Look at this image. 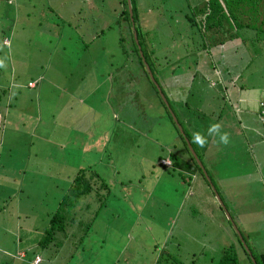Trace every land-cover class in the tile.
<instances>
[{
  "label": "rangeland",
  "instance_id": "374dc122",
  "mask_svg": "<svg viewBox=\"0 0 264 264\" xmlns=\"http://www.w3.org/2000/svg\"><path fill=\"white\" fill-rule=\"evenodd\" d=\"M81 1L18 0L21 3L19 6L17 0H0V58L3 59L0 66L4 70L2 73L5 72L4 75L15 74V71L11 70L13 68L11 57L13 47L15 49L14 62L20 77L18 81L23 83L21 85L16 81L14 82L13 76L8 77L3 83L4 87L8 89V93L4 99L7 110L0 109V124L4 114H6L4 117L6 128L0 129V264L20 263V260L25 258L23 256L22 259H19V252H22L21 255L23 253L24 255L28 254L29 257L35 251L41 252L37 241L44 229L49 226L50 218L57 210L60 195L68 190L72 182L71 177L80 169L79 167L87 166V163H92L94 169L106 181L110 182L108 175L112 173L113 168L115 172H119L117 175H121H119L117 183L128 175L136 185H129V188L133 189L128 195L124 192H118L117 194L120 196L117 197L114 195L110 197L105 191H101L100 197L103 198L102 203L105 207L95 221L92 235L85 242V244H89L88 247L86 249L80 247L81 244L75 246L76 240L72 235L67 240L62 238L60 252L56 254L54 260L51 258L47 264H153L154 261L155 264H175L171 255L185 264H190L193 260L196 264H216L230 245L237 242L240 244L239 238L241 241L244 240L245 248L247 246L257 255L260 249L254 247L252 239L249 238L248 234H245L246 227L238 223L236 225L231 218L230 214L233 215L234 210L230 203H227L230 210H226L224 213L218 208L209 210L213 213L212 217L198 205L192 210H185V213L181 212V217L186 214V216L196 219L188 221L186 218L182 222V229L188 231L191 236L186 237L183 232H181L182 236L179 235L178 225L176 229L178 233L173 238L177 241L176 243H169V247L166 242L162 243L164 238L162 229L154 228L155 232H150L148 226L152 225L151 213L154 212L155 206L150 208L149 204H154L153 200L155 199L150 198V195H146L144 192L140 193V188L143 187L148 192L152 190L156 197L155 204L158 199L165 197L176 207L179 202L178 196L184 197V193L181 191L188 190V183H186L188 179H182L177 170H172L171 173L163 170L164 173H160V170L164 169L161 165L158 166L156 172H151L153 170L152 164L158 165L157 160L160 156L167 157L171 149L176 150L174 145H179V141L174 139L175 134L178 135L175 124L179 131H182L179 127L180 124L176 122L174 124L165 112L166 103L164 100L162 103L160 93L158 95L154 90L150 82L153 80L140 77L137 73L139 66L127 64L125 67L124 65L126 52L123 49V44L126 47L131 45L132 40L128 33L129 25H132V29H134L133 13L130 9V20L126 19V23H122L123 28L127 27L126 34L118 25L107 30L104 27L107 35L100 34L96 39L98 41H94L89 47L91 55L96 54L95 57L98 59L101 58L99 53L102 48H110L111 53L114 54L113 57L119 61L116 63L119 64L116 67L122 70V75L125 74L126 76V81L124 79L121 81L120 78V82L115 80L118 82L116 83L110 77V79H106V82L109 80L110 84L104 82L106 89L110 87L114 89L111 104L115 110L109 113L111 116L109 115L107 119L110 122V126L106 128L109 146L107 145L102 152L97 154L93 150H83L82 139L75 140L73 135L78 138L81 127L70 118L67 98L62 97L63 94L55 88L54 83H50L46 77V79L43 77V81L37 89L26 87L36 85V82H28V80L38 78L39 73L43 74L42 64L58 62L62 73L65 72L66 66L72 65V62H65V66L61 59L69 53L68 49L65 51L61 47L64 43L62 44L61 38L57 37V32H61L63 29V24L67 25L68 23L66 31L75 36L72 37V40L66 39L65 43L70 44V46L78 43V47L81 48L83 43L91 44V34L99 31V24L103 27V21L108 20V17H111L112 21L118 19L120 11L124 9L122 0H106L104 6L95 4V9L89 6L91 0H84L83 2L90 1L87 4L90 9L87 8V13L83 11L81 16L77 13L73 18V23L70 24L71 19L61 18L55 11H62L65 15L70 16L69 11L71 15L74 14L73 6L77 3L79 7ZM126 1L129 8V2ZM206 1L133 0L135 16L138 15V22H140V24L137 22V26L142 33L144 32L145 36L143 50H149L152 53V60L149 61V64L152 69L154 68L155 80L165 92L172 107L174 104L172 95L176 101H182L187 94L184 88L190 85L189 79L191 78L188 77L189 71L187 73V70L190 67L189 63L194 65L195 55L188 57L186 54L189 53L191 46H200L202 42V36L197 33V28L193 27L186 17L194 13L192 7L203 6ZM51 4L54 6L55 12L48 9L52 7ZM47 13H49V17ZM51 13L55 15V19H52L54 15ZM84 15H88V19L83 18ZM92 16L96 19H93L95 22H92ZM54 22L56 24H52ZM57 24L60 25L57 26ZM79 25H88V27L83 28V30L81 28L74 30ZM15 32L14 42L11 44L12 46H8L11 42L10 36L11 34L14 36ZM120 35L124 39V43L119 40ZM132 35L134 36V31H132ZM261 37L263 39L264 34H261ZM187 42L188 45L184 46L183 44ZM234 43L236 42L227 41L222 46L218 45L211 49L212 61L217 65V68H213L214 77L210 84L213 85L216 77L220 74L236 76L240 70H245V80H241V83H245V87H248L246 90L262 92L264 89L263 49H260L258 53L254 52L256 47L253 45L252 48L246 46L244 49L241 47L236 50ZM261 44L263 47V43ZM53 56L55 61L52 60ZM247 59H253V63L242 68L243 62ZM82 60L81 55V62ZM206 61V58H203L200 62L202 67ZM144 65L148 70L149 66L147 67L145 61ZM226 68L229 70L226 71ZM84 69L79 67V72H82L83 76H88L83 82L89 90L95 84L90 81L95 72L92 70L90 73ZM50 71L51 69L47 71L48 76L51 75ZM173 71L176 75L172 74ZM133 75L134 77H132ZM36 80L39 82L40 79ZM220 83L225 84L224 82ZM24 85V91H16V87H24ZM95 89L92 88V90ZM222 93L224 96L223 89ZM99 96L100 91L93 93V98L96 99ZM140 97L144 99L143 108L135 106ZM36 98L37 101H33ZM147 98L149 99L147 100ZM210 101L212 102V100ZM223 101L225 100L223 99ZM227 102L229 103L228 98ZM74 103L75 107L79 104L77 99ZM191 106L194 107V105ZM216 106L215 104L214 107L213 102L211 103V109L216 108ZM176 108L179 109V107ZM9 110H13V112H9ZM15 110L25 111L24 120L22 119L23 116L21 117ZM231 111L232 109L228 108L225 113L230 117H236V113ZM71 113L74 115V112L71 111ZM209 113L212 111L210 110ZM115 115H118L117 120ZM256 115L257 123H260L259 119L264 116V112L260 110V113L257 112ZM177 117L187 132L191 134L178 111ZM92 121V119L89 120V125ZM261 121H264V118ZM91 127L94 128L93 132L96 136L105 137L104 128L97 125L95 127L91 125ZM229 130L232 132L231 129ZM84 137L83 134L82 138ZM60 139L67 143L64 150H61L62 142ZM181 147L186 149L185 145ZM80 151L81 154L84 152L85 156L82 155L81 157ZM173 175L180 182L176 194L171 191L173 187L168 189L169 183L174 181ZM159 176H161V182L158 181ZM139 181H142L141 185L137 184ZM159 182L161 185L157 188ZM211 187L213 192H216L217 200L221 203V195L218 194L213 183ZM169 190L170 192H168ZM199 196L198 193H195L189 197L188 202L198 204L200 202ZM98 200L96 194L87 196L82 203L85 206L86 202H89L91 211L88 209L86 212H82L77 220L83 217L85 222L89 218L91 221V213L100 204ZM210 206L214 207L213 204H209V208ZM179 210L176 209L171 212L177 216ZM241 211L244 210L241 209ZM138 216H141L140 225L135 228L129 226ZM105 219L114 220L115 227L122 230L117 235L108 236L106 242L100 241L97 238L98 235H95L96 231L102 230L104 227ZM73 228L76 229L75 226ZM239 231L242 232L243 238ZM80 232L84 234L86 227L83 228V231L80 229ZM128 237L130 238L129 241L127 240ZM57 239L59 240V237ZM256 244L264 246V243L259 239H257ZM52 252V247H49L44 249L42 253L48 258ZM72 254L74 255L72 256ZM160 257L162 259L158 263ZM241 258V264H249L247 258Z\"/></svg>",
  "mask_w": 264,
  "mask_h": 264
},
{
  "label": "crops",
  "instance_id": "0c3cea01",
  "mask_svg": "<svg viewBox=\"0 0 264 264\" xmlns=\"http://www.w3.org/2000/svg\"><path fill=\"white\" fill-rule=\"evenodd\" d=\"M66 1L70 2L71 0ZM83 1L84 0H82L81 4H79V7L77 6V3L73 6L74 14L71 15L69 11L70 16L65 15L62 11L60 12L58 10H55L52 4L51 6L53 7V9L52 7L48 9L53 12L56 11L61 18L71 19V22L69 21L70 24L73 23V18L76 16L77 13H79V15L81 16L83 11L84 13L88 12L87 8L95 9L97 4L104 6L106 3V0H91V5L89 4V8L87 7V4L90 3V1ZM17 3L19 4V6L21 5L18 0ZM84 5H86V7H83ZM262 7L260 10L262 13L259 17V22H257V25L260 24V20L264 19V0ZM43 13L45 15L44 11ZM51 14L54 15L53 13ZM47 16L49 17V13H47ZM82 17L88 19V15H84ZM55 18L56 17L54 15L52 19ZM108 18V20L103 21V27L101 24H99L98 32L91 34V44L83 43V46L81 48L78 47V43L72 44V46H70V44L65 43L66 39L72 40V37L75 36L66 31L68 23L67 25L63 24V29L61 30V32H57V37L61 38L60 42L62 41V44L64 43V45H61V47L65 51L68 49L69 53L68 55L61 57V59L63 60L64 65L65 62H72V65L70 67L65 65L66 70L62 73L61 68H59L60 63L58 62H49L47 64H42L44 72L43 74L39 73L38 78H36L40 79L39 82L36 79L28 80V82H36L35 86H30V88L33 89L38 88L41 81H43V77H46L50 83H54L55 88L58 91H61V93L63 94L62 97L65 96V98H67L68 110L71 114L70 118L73 120L74 123L81 127V133L78 138L76 135H73L75 140L82 139L81 141L83 144V150H93V152H96L97 154L102 152L105 147H107V145L109 144L106 136V132L108 130H106V128L110 126V122H108L107 119L109 118V115L111 116V114L109 113L115 110L111 104V101L114 97V93H112L114 89L112 87L107 89L105 88L106 83L110 84L109 80H107L106 82V79H110L111 77V79L114 81L118 80V82H120V78L121 81L122 79L126 81L125 74L122 75V70L116 67L119 65L116 64L119 63V61H117L115 57H113L114 54L111 53L110 48H102L99 53V57L101 58L99 59L95 57L96 54L92 56L90 53L89 47L94 43V41H98L96 40L97 37L100 34H102L103 36L107 35V33H105L104 27H106L107 30L114 25H118L121 30L123 29L124 34H126L127 27H122V23H126V18L122 16L121 11L118 16V19L112 21L111 17ZM93 19L95 18L92 16V22H95L93 21ZM52 24L56 23L54 22ZM58 25L60 24H57V26ZM86 27H88V25H79L78 28L76 27L74 28V30H79V28L83 30V28ZM15 34L16 32L14 33V36L11 34L12 38L10 37L11 42L9 41L10 43L8 46H12L11 44H13L14 42ZM121 38L122 37L120 35L119 40ZM78 40H80L79 37ZM261 43L264 44V41L260 42L259 44ZM14 50L15 49H13L12 47L11 57L13 59V71L17 69V65L14 62ZM81 55L83 57L82 62ZM52 60L55 61L54 56L52 57ZM127 64L139 66V69H137V73L140 75V77H145L142 66L139 63L138 59H129L126 53V59L124 61L125 67L127 66ZM188 65L190 67H188L187 73L189 71L188 77H190L191 79H189V87L184 88L187 94L185 95L182 101H176L173 95L172 97L175 104L174 107H179V109H176L181 115L186 125V128H188L191 133L189 134V136L192 142V137L194 133H199L201 137L205 140V144L203 147L193 142L199 154L198 159L201 162V165H198L197 161L193 162L189 153L186 152V149L184 147H181L184 144L182 143L180 136L175 134L174 139H177L179 141L178 147L180 149V152H182V155L180 156L182 163L178 164L177 166L174 165V161L170 158V153L172 150L171 149L167 157L160 156V158L157 160L159 163H157L158 165L152 164L153 170L151 172H156V170H158L157 168L159 165L164 168L160 170V173H164L163 170H166L169 173H171L172 170H177L178 173L181 175L182 179H188V182L184 181L188 183V190L185 189L184 191H181L184 193V197L182 198V196H178L179 202L178 204H176V207H174L169 200H166L165 197L164 199H158V202L155 204L156 197L153 194L152 190L148 192L145 191L143 187L140 188V193L144 192V194L150 195V198L155 199L153 200L154 204H149V206L151 205L150 208H153L155 206L154 212L151 213L152 225L148 226L150 228V232L154 233V228L162 229L161 231L164 233L162 243L166 242L167 246L169 247V243H176L177 241L173 238L178 233V230H176L178 225V229L180 231L179 235L182 236L181 232H183L185 233L186 237L191 236V234H188V231L182 229V222L186 218L188 221L196 219L186 216V214L184 217H181V212L185 213V210H192L196 205H198L200 206V208L202 207L203 210L206 213L210 214V216L212 217L213 213L209 210H212V208H218V210H222L224 213L226 212V210H230L227 205V203H230L234 210V214H230L234 223H236V225L237 223L244 225L246 227L244 232L245 234H248L250 239H252L254 247L260 249L259 254L264 253V246L256 244L257 239L264 243V121H261L263 117H260V119L258 118L260 120V123H257L258 120L256 115L257 112L260 113V110L264 112V107L260 106V102L264 99V89L262 90V92L257 93L247 91L246 89L242 90L236 88L235 85H237V82L239 81V74H237L236 76H232L229 74L223 76L222 74H220L218 77H216L212 85L210 83L211 79L214 77L213 70L217 68L216 64L213 65L215 67L214 69L210 68L209 70H200L197 64H194L192 66V64L189 63ZM79 67L85 68L84 70H87L90 73L92 72V70H94L95 72L93 79H90V81L95 84L89 90L87 89L88 86L84 85L83 82V80H85L88 76H83V73L79 72ZM193 67L195 68L193 69ZM49 69H51L50 76L47 75V71ZM194 73H198V80L201 79V81L205 83L204 85H202V88L199 91L194 90L192 87ZM172 74H175V72L173 71ZM12 75L14 77V82L16 81L18 83V80H20V78L17 80L16 71L15 74ZM132 77H134V75ZM220 82H224L225 84H220ZM229 82H231V85H229ZM93 87L96 89L92 90ZM113 87L115 86L113 85ZM222 89L224 92V96L222 93ZM96 91H100V96L95 99L93 98V93ZM227 98L229 100V103L227 102ZM76 99L79 104L75 107L74 102ZM148 99L149 98H147V100ZM223 99L226 102L223 101ZM210 100H212L214 107L215 104L217 105L216 108L211 109L212 102ZM33 101H37V98L36 100L33 99ZM143 101V97H140L138 99V104H136L135 106L137 108H143ZM191 105H194V107H192ZM26 107L28 108V106ZM204 108H206V110H204ZM228 108L232 109L231 112L236 113V117H230V115H227L225 113V110ZM121 110L122 112H124L123 109ZM210 110L212 111V113H209ZM71 111L74 112V115H72ZM165 112L169 116L167 109L165 110ZM41 119L42 118L40 117V120ZM90 119L93 120L91 122L92 126L95 127L97 125L98 127L101 126L105 129L104 138L103 136L95 135V133L93 132L94 128L89 125ZM115 119H118V115H115ZM214 124L219 125V132L209 134L208 129L211 125ZM175 127L178 130L177 125H175ZM229 129H231L232 132H229ZM221 130L225 131L222 132ZM221 133H227L229 140L227 144H222L219 142V134ZM83 134L85 135L84 138H82ZM60 140L62 142V139ZM176 145H174V147ZM66 147L67 143L63 140L61 150H64ZM79 153L81 157L82 155L85 156L84 152H82L81 154L80 151ZM162 159H165V161L167 162L170 161L171 165L161 163ZM79 168L94 169L92 163H87V166H82ZM117 173L119 172H115V169L112 168V173L108 175L110 180V182L108 181V183L110 184V188H112L111 196H120L119 194H117L118 192H124L127 193L126 195H128V193H130L133 189L129 188V185L136 184L133 183L134 180H132V178H130L128 175L124 176V178L121 179L119 183H117L119 177L121 176L120 174L117 175ZM207 176L210 178L211 181H208ZM173 178L174 181L173 183H169L170 186L168 189L173 187L171 191H174V193L176 194V192L178 191L177 189L180 186V182L178 181V178H176L175 175H173ZM158 181L161 182V176L158 177ZM141 183L142 181H139L137 184L141 185ZM212 183L218 194L221 195V203L217 200L215 194L216 192H213V189L211 187ZM160 185L161 183L157 186V188H159ZM164 186L165 184L163 185V187ZM168 192H170V190ZM195 193H198L200 195V202L198 204H196L195 202H188L189 197L195 195ZM186 194L188 195L186 196ZM209 204H213L214 207L210 206L209 208ZM176 209H180L178 211L177 216L176 214H173L171 212L172 210ZM241 209H243L244 211H241ZM147 211H149V209H147ZM140 219L141 216H138L135 220H133L132 223L129 224V226H133V228L137 227L138 225H140ZM113 224L114 225H112V230L107 229L105 226L102 227V230L95 232V235H98L97 238L100 241L106 242L108 236L117 235L122 232V230L115 227V223ZM239 234L241 235L242 232L239 231ZM127 240L129 241L130 238L128 237ZM234 245L236 247L238 256L240 258L243 257L244 259L247 258L246 253L244 252L243 248L239 245V243L237 242ZM241 249L243 251H240ZM161 258L162 257L159 258L158 263L161 262ZM154 262L153 264H155Z\"/></svg>",
  "mask_w": 264,
  "mask_h": 264
},
{
  "label": "trees",
  "instance_id": "16d2710c",
  "mask_svg": "<svg viewBox=\"0 0 264 264\" xmlns=\"http://www.w3.org/2000/svg\"><path fill=\"white\" fill-rule=\"evenodd\" d=\"M121 2L122 4H124L123 6L124 9L121 10V14L124 18L130 20L129 19L130 11H129L128 6L126 5L127 1L125 0V3H124V0H122ZM131 6H132V13H133L132 17L134 20L132 21V23H134L133 25L134 29H132V25H129L128 33H129V37L132 40V43L129 47H126V45L123 44V49L127 53V56L129 59L131 58L138 59L139 63L142 66L145 77H147L148 80H150L151 79L150 73L148 70H146L144 61L147 67L149 66L151 73L154 76V68L152 69L151 65L149 64V61L152 60V53L149 50H146V51L143 50V41L145 40V36H144V32L142 33L137 26L139 17L138 15L135 16V7H134L133 0H131ZM262 6H263V0H207L203 6H200L198 8L192 7L194 13H192V15H187L186 18H187V21L193 27L197 28V33L200 36H202L201 38L202 42L200 46H191L189 48L190 51L189 53L186 54V56L192 57V55H195L194 64H197L200 70L202 69L209 70L210 68H215L213 66L215 65V63H213L212 61L211 49H213L214 47H217L218 45L222 46L227 41H235L236 43H234L233 45H236V50L237 49L239 50L241 47L244 49L246 46L252 48L254 45L256 47L254 49V52L258 53L260 49H263L262 51H264V44H263V47H262V44H259L261 41H264V38L262 39L261 37V34H263L264 32V19L260 20V24L257 25V22H259V17L262 13L260 11ZM138 23L140 24V22ZM132 31H135L137 33L138 42L135 41V38L132 35ZM121 40H122V43H124V39L121 38L120 41ZM4 45H7V44H4ZM183 45L184 46L188 45V42L184 43ZM196 54H197V58H196ZM142 58L144 61L142 60ZM203 58H206L207 60L204 67H202V64L200 63L203 60ZM2 61L3 59L0 58V63ZM240 63L242 62L240 61ZM243 63L244 64L242 68H244L245 65L249 66L250 64H252L253 59H250V60L247 59ZM17 70L18 69H16L15 71H16V77L18 80L20 77L17 73ZM228 70L229 69L226 68V71ZM2 71L4 70L0 66V75H1L0 76V109L5 111L7 109H5L6 103L4 102V99H5L6 94L8 93V89L4 87L3 83L6 82L7 78L8 77L10 78V75L12 74L7 76V75H4L5 72L2 73ZM244 73H245V70L239 71V81L237 82V85H235L236 88H239L242 90H245L248 88V87H245V83H241V80L243 81L245 80L244 76L246 74ZM198 75H199L198 73H194L193 75L192 87L196 91L201 90L202 85L205 84L201 81V79L198 80ZM154 79H155V76H154ZM150 82L152 86L155 88L157 94H159V90L156 87V84L152 82L151 80ZM19 84L23 85V83H19ZM26 87L30 88L29 86H26ZM24 88H25V85L24 87L18 86L16 87L17 90L16 89L15 90L17 92L19 91L22 92L24 91ZM162 92L165 96L166 101L168 102V105L165 104V106L169 113V117L175 124V121L173 120L174 118L172 115V112H173V114L178 120V124L181 125V128L183 130V132H180L178 129V135L180 136L182 143L186 147V152L189 153L193 162H196L197 160L194 154L192 153V149L195 152L197 157H199V154L189 136V133L183 127L182 122L179 119V117H177L176 107L173 108L174 105L172 107L169 104V99L165 95V92L163 90ZM160 100L162 101V103H164L163 102L164 99L161 97V95H160ZM261 102H264V99ZM9 112H13V110H9ZM16 112H18L21 115V117L23 115L25 116L26 114L22 110H19ZM5 115L6 114H4L3 121L0 124L1 130H4L6 128L5 123H4ZM24 116L22 118L23 120H24ZM57 141L61 144L59 140ZM189 144L191 145L192 149H190ZM175 149L176 150L171 151L170 158L174 161V165L177 166L178 164L182 163V160L180 157L182 155V152H180L178 145L175 146ZM71 179H72V182L70 183L68 190L63 192L60 195V200L57 205V210L51 216L49 226L44 229V231L41 234V237L37 241L38 247L41 249V252L35 251L33 254L30 255V257L28 254L24 255L23 253L21 255L20 253L22 252H19L18 253V255L20 256L19 259H22L23 256L25 259L20 260V263H17V264H33L37 259L39 260L36 262V264H47V262L51 258H53L54 260L56 254L60 252V247L62 245L61 243L62 238L67 240L71 237V235L76 240L75 246L77 244L78 245L81 244L82 246L80 247H85V249L88 247L89 244H85V242L92 235V232L94 231V228H95V221L99 218V213L105 207L104 203H102L103 198L100 197L101 191H105L107 195L111 197L112 188H110V184L108 183V181L105 180V178H103L96 170L94 171L91 168H87V169L80 168L74 174V176L71 177ZM91 194H96L97 199H99L98 203H100L97 209H95L91 213L92 220L90 221V218H89L85 222L83 220V217L77 220L78 216L82 212H86L88 209H90L91 211V204L89 202L88 203L86 202L85 206H84V203H82V201L86 200L87 196ZM107 219H110V218H107ZM107 219L104 220L103 225L104 227L106 226L107 229L112 230L113 229L112 225H114L113 223L115 222L109 221ZM73 226L76 227L75 230ZM84 227H86V232L83 234V232L82 233L80 232V229L83 231ZM59 234L63 236L61 237ZM57 237H59V240L57 239ZM239 242L241 244L239 245L243 248L244 252L247 255V263L264 264V253H260V254L258 253L256 255L253 252V250H251L250 248H249V251L246 250V248L244 247V243L243 241H241L240 238H239ZM49 247L50 248L52 247L53 252L50 254L48 258H46L42 252L44 249H48ZM73 255L74 254H72V256ZM174 257L175 256L171 255V259L175 264H185L184 262ZM240 259L241 258L238 256L235 245L232 244L225 250L222 257H220V259L217 261L216 264H241ZM190 264H196L195 260H193Z\"/></svg>",
  "mask_w": 264,
  "mask_h": 264
},
{
  "label": "clouds",
  "instance_id": "9594fccd",
  "mask_svg": "<svg viewBox=\"0 0 264 264\" xmlns=\"http://www.w3.org/2000/svg\"><path fill=\"white\" fill-rule=\"evenodd\" d=\"M219 132V125H211L208 129L209 134L218 133ZM193 142L199 144L201 147L204 146L205 140L201 137L199 133L193 134ZM219 142L222 144H227L229 142L227 133L219 134Z\"/></svg>",
  "mask_w": 264,
  "mask_h": 264
},
{
  "label": "water",
  "instance_id": "95a60500",
  "mask_svg": "<svg viewBox=\"0 0 264 264\" xmlns=\"http://www.w3.org/2000/svg\"><path fill=\"white\" fill-rule=\"evenodd\" d=\"M128 2H129V9H130V11L132 12L131 1L128 0ZM134 38H135L136 41H137V33H136L135 31H134ZM137 42H138V41H137ZM140 53H141V52H140ZM141 54H142V53H141ZM148 71H149V73H150V77H151V79H152L153 82L156 84V87L158 88L161 97L164 99L166 105H168V102H167L166 99H165V96H164V94H163V92H162V90H161V87H160L159 84H157V82L155 81L154 76L152 75L151 70H150L149 67H148ZM172 115H173L174 121L178 123V120H177V118L175 117V115L173 114V112H172ZM179 127H180V130L183 132V130H182V128H181V125H179ZM189 147H190V149H192L190 144H189ZM192 153H193L194 156L196 157V160H197L198 164L201 165V162L199 161V159H198V157L196 156V154H195V152L193 151V149H192ZM207 179H208V181L210 180V178H209L208 176H207ZM210 181H211V180H210ZM222 204H223V203H222ZM242 241H244V240L242 239ZM244 244H245V242H244ZM244 247H245V246H244ZM246 249L249 251V248H247V246H246Z\"/></svg>",
  "mask_w": 264,
  "mask_h": 264
},
{
  "label": "built area",
  "instance_id": "2783aa9c",
  "mask_svg": "<svg viewBox=\"0 0 264 264\" xmlns=\"http://www.w3.org/2000/svg\"><path fill=\"white\" fill-rule=\"evenodd\" d=\"M260 106L261 107H264V102H260ZM161 163H163V164H170L171 165V162L169 161V162H167V161H165V159H162L161 160ZM39 259H37L33 264H36V262L38 261Z\"/></svg>",
  "mask_w": 264,
  "mask_h": 264
}]
</instances>
